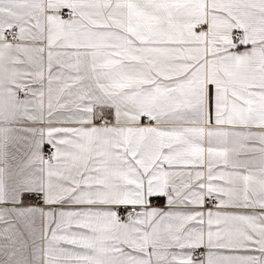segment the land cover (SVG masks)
Returning <instances> with one entry per match:
<instances>
[{
  "label": "snow or ice",
  "instance_id": "1",
  "mask_svg": "<svg viewBox=\"0 0 264 264\" xmlns=\"http://www.w3.org/2000/svg\"><path fill=\"white\" fill-rule=\"evenodd\" d=\"M0 264H264V0H0Z\"/></svg>",
  "mask_w": 264,
  "mask_h": 264
}]
</instances>
